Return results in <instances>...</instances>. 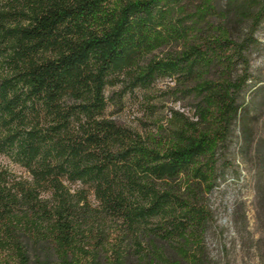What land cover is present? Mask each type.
Segmentation results:
<instances>
[{
  "label": "trees",
  "instance_id": "16d2710c",
  "mask_svg": "<svg viewBox=\"0 0 264 264\" xmlns=\"http://www.w3.org/2000/svg\"><path fill=\"white\" fill-rule=\"evenodd\" d=\"M263 21L264 0H0V253L28 264L24 242H45L68 263L84 229L111 225L156 264H179L164 255L174 244L206 264L193 249L204 198L231 168L220 149L238 120L264 200L249 122L264 83H249L248 58ZM164 78L193 94L195 119L143 135L109 115V86Z\"/></svg>",
  "mask_w": 264,
  "mask_h": 264
},
{
  "label": "rangeland",
  "instance_id": "374dc122",
  "mask_svg": "<svg viewBox=\"0 0 264 264\" xmlns=\"http://www.w3.org/2000/svg\"><path fill=\"white\" fill-rule=\"evenodd\" d=\"M217 2L222 4L224 0ZM254 37L258 41L248 51L250 84L264 83V21ZM123 89L120 84L107 88L108 113L143 135L156 131L161 125L168 127L176 119H195L193 94L183 92L182 85L172 78L159 79L149 88ZM251 90L246 92V99L251 96ZM255 98L258 99V95ZM249 122L254 141L264 142V112H257ZM242 134L238 120L227 144L220 149L221 154L232 161L231 168H226L218 185L205 194L204 202L212 217L200 247L193 249L197 253L202 251L206 264H264V200L256 185L255 153L251 149L245 154ZM9 167L18 175H28L18 165L9 164ZM98 229L83 230V235L78 237L79 245L69 253L68 263L59 258L53 244L25 241L28 264H156L146 256L151 250L145 243L127 238L121 241L111 225H105L102 232ZM163 247L164 255L179 264H189L175 244ZM0 264H21V260L13 250L2 251Z\"/></svg>",
  "mask_w": 264,
  "mask_h": 264
}]
</instances>
